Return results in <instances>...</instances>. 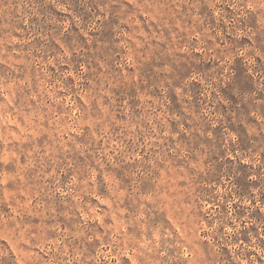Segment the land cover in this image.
Segmentation results:
<instances>
[{
  "label": "rangeland",
  "instance_id": "1",
  "mask_svg": "<svg viewBox=\"0 0 264 264\" xmlns=\"http://www.w3.org/2000/svg\"><path fill=\"white\" fill-rule=\"evenodd\" d=\"M0 264H264V0H0Z\"/></svg>",
  "mask_w": 264,
  "mask_h": 264
}]
</instances>
